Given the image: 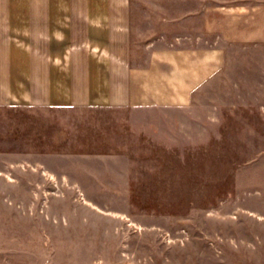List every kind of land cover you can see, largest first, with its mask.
I'll use <instances>...</instances> for the list:
<instances>
[{
    "label": "rangeland",
    "instance_id": "374dc122",
    "mask_svg": "<svg viewBox=\"0 0 264 264\" xmlns=\"http://www.w3.org/2000/svg\"><path fill=\"white\" fill-rule=\"evenodd\" d=\"M253 9L207 34L221 59L184 103L0 105V264H264V5ZM71 42L0 38L22 62L63 58Z\"/></svg>",
    "mask_w": 264,
    "mask_h": 264
},
{
    "label": "crops",
    "instance_id": "0c3cea01",
    "mask_svg": "<svg viewBox=\"0 0 264 264\" xmlns=\"http://www.w3.org/2000/svg\"><path fill=\"white\" fill-rule=\"evenodd\" d=\"M263 1L0 0V38L72 41L52 61H18L19 50L0 46V105L184 103L221 59L205 48L216 22L234 14L235 28Z\"/></svg>",
    "mask_w": 264,
    "mask_h": 264
}]
</instances>
